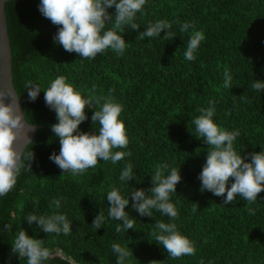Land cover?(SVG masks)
<instances>
[{
    "label": "trees",
    "instance_id": "16d2710c",
    "mask_svg": "<svg viewBox=\"0 0 264 264\" xmlns=\"http://www.w3.org/2000/svg\"><path fill=\"white\" fill-rule=\"evenodd\" d=\"M40 0H7L4 14L11 51V74L14 90L24 119L40 125L33 140L22 153L25 167L17 184L0 196V264H26L11 252L14 236L3 226L17 224L29 237L44 240V247L61 249L77 264H116L113 243L132 250L126 264H264V192L248 204L239 195L224 204L225 196L201 192L198 179L206 162L208 145L195 130L192 121L201 108L215 107L213 122L227 131L239 130L234 149L242 157L264 150V90L252 88L255 80L264 81V0H146L142 12L133 22L144 31L151 23H172L175 37L136 39L138 31L122 25L117 30L126 42L123 55L106 49L94 59L68 53L54 42L58 27L38 10ZM115 17V7L107 9ZM179 21L180 23H176ZM189 22L186 32L180 25ZM111 23L106 25L111 28ZM201 31L205 39L194 53L195 60L184 57L190 36ZM225 71L231 75L230 88H225ZM58 76L66 77L84 98L111 97L123 106L119 119L125 125L131 156L113 164L98 161L83 175L63 173L49 156L59 154V139L51 131L56 113L46 106L44 90ZM31 82L41 88L37 99L29 100L25 85ZM95 86V92L89 90ZM113 91H109V90ZM94 110L98 106L93 103ZM86 106L87 119L78 126L82 133L98 134L93 125L94 111ZM75 135V133H74ZM32 159L30 160V154ZM133 166L134 179L121 181L125 165ZM180 169L181 181L176 194L170 195L178 211L175 220L153 209L152 217L140 216L132 209V189L146 195L156 166ZM29 166L30 170L28 169ZM233 179L229 178L227 187ZM113 188L129 199L125 211L136 219L133 229L116 232L119 221L108 217L107 193ZM61 199L56 208L52 201ZM38 201V203H36ZM198 210L192 211L194 204ZM254 209L250 215L248 209ZM15 212L12 218L9 213ZM105 216L100 229L91 227L95 216ZM29 213L64 214L72 222L70 235L45 234L25 221ZM158 221L175 223L177 231L194 242L191 256L172 258L153 236ZM46 264H66L56 258Z\"/></svg>",
    "mask_w": 264,
    "mask_h": 264
},
{
    "label": "clouds",
    "instance_id": "9594fccd",
    "mask_svg": "<svg viewBox=\"0 0 264 264\" xmlns=\"http://www.w3.org/2000/svg\"><path fill=\"white\" fill-rule=\"evenodd\" d=\"M146 0H40L38 10L42 16L59 26L54 42L59 43L68 53H77L81 58L94 59L97 54L106 49H112L115 53L123 55L126 42L117 30H123L122 25L130 26L131 30L138 31L136 39L145 37L155 38L165 32L163 39L171 41L175 35L170 31L172 23L159 20L151 23L147 28L139 32L140 26L133 22L136 14L142 12ZM115 7V17L108 14L107 9ZM113 26L106 29V25ZM176 23H180L176 21ZM193 25L185 22L180 25V31L186 32ZM205 39L201 31H195L189 38L184 57L188 61L195 60L194 53ZM224 87L230 88L232 77L227 71L224 73ZM29 100L34 102L41 88L29 82L25 85ZM252 88L256 91L264 90V81L255 80ZM110 92L113 90H109ZM46 106L56 113L57 123L51 125V131L59 139L60 151L57 155L52 153L49 159L55 163L63 173L73 176L83 175L86 170L95 168L98 161L113 164L131 156L130 151H115L113 149H127L129 140L126 135L125 125L119 119L123 106L109 98L94 97L90 94L84 98L74 87L66 83V77L58 76L50 86L43 91ZM95 92V86L89 90ZM5 97H13L0 93V196L7 195L17 184V177L25 164L22 160V151H18L14 144L17 140V131L24 127L22 115L17 114L21 110L18 104L19 97L12 99L11 104H5ZM98 106L94 110L93 103ZM15 103V107L13 106ZM91 107L93 125L99 124L98 134L82 133L78 126L87 119L85 110ZM200 115L192 123L203 141L209 146L206 162L202 167L198 179L201 181L200 191H209L217 197L225 196L224 204L232 203L237 195L248 204L257 200L258 194L264 192V150L259 153L252 152L250 162H245L248 156L242 157L234 149V141L240 135L239 130L227 131L213 122L215 107L210 103L208 108H201ZM29 127V126H28ZM30 129V127H29ZM75 133V135H74ZM28 138V137H27ZM30 154V160L32 159ZM30 170L29 166L27 165ZM169 166L159 164L154 175L151 176V184L146 195L145 190L132 189L131 196L133 210L140 216L152 217L155 209L172 220L178 217L176 206L170 202V195L176 194V185L181 181L180 169L171 168L165 175ZM133 166L125 165L120 174L121 181L134 179ZM229 178L233 179L230 187H227ZM61 199H54L52 203L56 208L61 206ZM108 217L119 221L116 232L133 229L136 219L129 216L125 208L129 205V199L124 198L120 191L113 188L107 193ZM38 203V201L36 202ZM192 211L198 210V205L193 203ZM250 215H255V210L248 209ZM9 215L14 218L15 212ZM28 225L35 223L45 234L61 233L65 236L72 233L71 225L64 214L36 215L29 213L25 218ZM105 216L102 212L95 216L91 227L102 228ZM17 224V230L12 233L13 223L8 222L3 226L5 233L14 236L11 252L26 264H46V262L59 258L66 264H77L76 260L64 253L61 249L44 247V240L29 237ZM153 236L158 244L172 258L194 255L196 249L194 242L177 231L175 223L158 221L155 224ZM112 253L116 256V264H126L133 257L132 250L113 243ZM150 264H160L151 261Z\"/></svg>",
    "mask_w": 264,
    "mask_h": 264
},
{
    "label": "water",
    "instance_id": "95a60500",
    "mask_svg": "<svg viewBox=\"0 0 264 264\" xmlns=\"http://www.w3.org/2000/svg\"><path fill=\"white\" fill-rule=\"evenodd\" d=\"M7 0H0V93L5 95H11L13 97H5L4 103L11 104L12 99L17 97V94L14 90L12 84V74H11V51L9 45V39L7 35V25L4 14V4ZM19 107L21 109L19 100ZM15 107V103H13ZM17 114L22 115V124L24 123V127L17 131V140L14 144V147L18 151H24L26 146L33 140L35 133L37 130L48 131L45 127L40 125H30L26 122L23 116L22 109L18 110ZM30 129H29V127ZM28 137V138H27Z\"/></svg>",
    "mask_w": 264,
    "mask_h": 264
}]
</instances>
